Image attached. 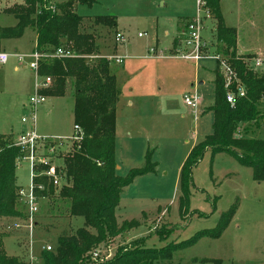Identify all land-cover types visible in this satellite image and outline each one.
I'll list each match as a JSON object with an SVG mask.
<instances>
[{
	"label": "rangeland",
	"instance_id": "374dc122",
	"mask_svg": "<svg viewBox=\"0 0 264 264\" xmlns=\"http://www.w3.org/2000/svg\"><path fill=\"white\" fill-rule=\"evenodd\" d=\"M15 1L23 2L0 0V22L6 18L2 24L16 23L13 15L3 11L17 3ZM75 6L80 15L109 14L117 20L114 28L96 26L92 17L85 19L82 25L84 31L96 36L97 49L92 55L125 57L121 63L108 60L122 91L116 109L118 144L122 137L129 142L124 150L117 146L119 168L116 173L124 177L131 167L142 166L149 147L153 149L152 160L158 161L156 173L139 176L124 188L116 209L119 223L136 219L139 224L103 239L94 246V251L100 253L98 260L91 258V252L89 260L83 264H101L100 258L109 250L113 257L119 247H130L132 241L141 237L148 247L190 239L201 231L217 227L222 213L235 204L237 209L219 238L202 237L193 245L175 251L171 259L154 264H264V181H256L252 168L242 165L231 154L213 155L210 148L204 151L192 170L188 210L179 209L178 163L213 130V113L203 110L215 99L214 69L219 61L211 56L215 51L224 55L222 49L218 51L223 44H217L215 38L216 19L212 14L205 16L197 0H97L91 6L82 3ZM220 6L225 24L236 29L237 55L248 56V65L264 74V62L255 66L257 58L264 61V0H220ZM197 15L202 17L201 35L215 46H209L211 56L199 60L171 56L168 50L172 52L183 37L181 29L176 32L177 20L187 16L181 20L186 25L191 16ZM117 31L125 36L124 43H115ZM173 34L175 40H172ZM15 42L19 50L32 52L33 30L26 28ZM13 49L11 44L0 46V50L8 53ZM31 60L28 56L20 62L12 54L0 65V133H9L17 139L22 131L35 127L37 135L51 136L48 140L61 138L58 141L63 151L54 153L61 165L74 133L72 82L68 81L64 96H52L64 98L57 100L50 96L37 106V121L33 126L28 119L31 108L25 102L36 94L41 77L29 67ZM87 62L94 65L95 59L88 58ZM14 65L18 66L17 70ZM194 91L201 98L196 117L195 109L184 102V96ZM261 111L262 117L251 127L250 136H264L261 126L264 105ZM23 117L28 120L23 122ZM59 142L51 143L58 147ZM44 146L40 149L44 150ZM44 151L47 153L49 149ZM17 176L24 188L31 183L28 160L19 162ZM52 201L49 198L39 201L40 211L34 217L33 234L28 229L30 220L24 211L21 216L0 218V235L4 236L9 254L17 255L27 264H40L42 246L51 245L54 249L62 229L82 225V217L68 214V201Z\"/></svg>",
	"mask_w": 264,
	"mask_h": 264
},
{
	"label": "trees",
	"instance_id": "16d2710c",
	"mask_svg": "<svg viewBox=\"0 0 264 264\" xmlns=\"http://www.w3.org/2000/svg\"><path fill=\"white\" fill-rule=\"evenodd\" d=\"M96 2L23 0L3 9L15 17L16 23L0 25V46L3 40L20 38L26 28H31L36 33L34 50L50 52L64 47L76 53L74 57L41 60L37 70L39 76H49L52 80L48 87L38 89V93L45 96H64L68 81L72 82L74 124L82 130V138L72 142L64 153L63 185L56 190L48 178L39 177L37 183L42 189H37V194L51 201H68V214L82 217L83 223L78 228L62 229L54 249L41 248L40 264H83L96 249L94 246L103 239L137 226L139 220L136 219L121 223L117 220L116 209L121 193L137 176L155 172L157 166L152 160V151L147 150L142 166L131 168L124 177L116 173V109L122 91L116 75L110 71L108 59L90 57L97 49L96 36L84 31L82 25L85 19L92 17L96 26L114 28L117 20L109 14L80 15L75 6L76 3L91 6ZM204 9L217 21L215 38L217 44H223L218 51L222 49L224 55L221 58L230 65L234 75L226 86V78L217 61L213 79L215 99L206 108V111L213 112V131L191 148L182 165L179 180L181 211L188 210L192 170L208 148L213 155L219 152L231 154L242 165L252 168L256 181H264V136H250L251 127L262 117L264 74L248 65V56L237 55L236 29L225 24L220 0H205ZM88 58L95 59L94 65L87 62ZM239 89L244 90V95H239ZM229 90L235 94L234 103L227 100ZM261 126L264 128V118ZM22 153L11 135L0 134V218L21 216L25 212L18 197L20 186L16 174ZM236 209V204L232 205L222 213L217 227L201 231L190 239L148 247L141 237L132 241L130 247H119L113 257L101 264H154L169 260L175 251L193 245L202 237L219 238ZM0 264H27L7 252L3 235H0Z\"/></svg>",
	"mask_w": 264,
	"mask_h": 264
},
{
	"label": "built area",
	"instance_id": "2783aa9c",
	"mask_svg": "<svg viewBox=\"0 0 264 264\" xmlns=\"http://www.w3.org/2000/svg\"><path fill=\"white\" fill-rule=\"evenodd\" d=\"M197 4L199 8L204 12L205 16L209 17L210 15L208 11H205L204 9L205 0H197ZM201 30H202V17L199 15L192 17V19H190V21L187 22L185 26V30H183L182 32L183 37H181L178 40L177 45L175 46V48L172 49L170 55L174 57L180 56L182 58L192 59V60H199L205 57H210L211 55L209 54V46L210 45L213 46V44L209 43L203 38V36L201 35ZM140 35L141 33H139V36ZM114 39L116 44H121L126 41L125 36L118 31L115 33ZM213 47L215 48V46ZM75 55L76 53L73 50L64 47H58L50 52H41L38 50H33L29 54H24V53L15 54L17 60L20 62H22L25 57L28 56L32 57V60L29 62L28 65L36 72L37 75H38L37 72L38 65L41 60L51 59L55 57L69 58V57H74ZM10 56H11L10 53L0 50V65L5 64ZM97 57H104L108 60H114L119 63L123 62L125 58L120 54L91 55V58H97ZM211 57L215 58L216 60H219L221 71L226 78V86L229 85L231 78L234 75V71L232 70L230 65L226 62V60L221 58L220 54L216 53V51L214 54H212ZM263 62L264 61L262 59L257 58L255 60V66L258 67L262 65ZM39 77H41V81L37 82L36 94L31 95L28 98V100L25 102V104L31 108V116L28 119L33 124V126H35L37 121V116L35 112L37 106L45 102L47 99V96L38 93V89L43 87H48L52 82L49 76H39ZM239 95H244L243 89H239ZM226 97L230 103H234L235 94L232 91L229 90L226 94ZM200 100H201L200 96L195 91L188 93L184 96L185 104L195 109L193 111L195 115H196V109L200 104ZM28 119L23 117L22 121L26 122ZM70 137H72V140L70 141V147L72 145V142L79 141L82 138V130L79 125L74 124V133H72ZM59 139L61 138L48 140L47 136H39L36 134L34 127L30 131H22L19 134L18 138L15 139L14 141L15 144L21 147V150L23 151V153L18 158V164L22 159H26L30 162V166H31V183L26 188H24L23 186L19 187L18 197H19V201L21 202L22 206L25 209V213L27 214L28 220H30L28 229L32 234H33L32 228L34 224V217L40 211L39 201L46 199L44 196H40L37 194V189H42V185L37 183L38 178L39 177L48 178L56 188L58 186L60 188L63 185L64 173L61 172L62 164L59 165V163H57L58 155H54L55 152L63 151L60 147L61 145L60 142L58 141ZM51 142L54 143L59 142L58 143L59 146L56 147V145ZM42 146L45 147L44 150L49 149V152L46 153L43 150V148L40 149ZM16 226L18 227L19 225L16 224ZM41 248L47 250L53 249L51 245H44ZM111 255L112 253L109 250L108 253H106L103 257L100 258V260L103 261L104 259H108L111 257ZM99 256L100 253L98 251H93L91 258L97 261Z\"/></svg>",
	"mask_w": 264,
	"mask_h": 264
},
{
	"label": "crops",
	"instance_id": "0c3cea01",
	"mask_svg": "<svg viewBox=\"0 0 264 264\" xmlns=\"http://www.w3.org/2000/svg\"><path fill=\"white\" fill-rule=\"evenodd\" d=\"M15 2H17V1H15ZM5 17V16H4ZM191 17H193V16H191ZM185 18H187V16H183V17H180L178 20H177V30H176V32H178L180 29V31H182L183 32V30H185V27L184 26H186L181 20H183L184 21V19ZM6 19V18H5ZM5 19L3 20V21H5ZM192 19V18H191ZM3 21H1V22H3ZM190 20H188L187 22H189ZM0 22V25H2V26H5L4 24H2ZM187 24V23H186ZM183 26V27H182ZM34 32V31H33ZM176 32H175V34H176ZM24 34V33H23ZM175 34H173V37H172V40L174 39V36H175ZM22 37V36H21ZM20 37V38H21ZM19 40V38H15V39H5V40H3V44H5V45H7V46H9V44H11V45H14V49H13V51L10 53L11 55L13 54L14 56H15V54L16 53H24V54H29L28 52H23V51H21V50H19L18 48H16V42L15 41H18ZM175 40V39H174ZM35 45H36V33L34 32V46H33V48H32V50L31 51H33L34 50V48H35ZM169 46V45H168ZM174 48V47H173ZM3 50V49H2ZM168 53L170 54V51L168 50ZM166 56H168V55H166ZM26 65H23V67H25ZM14 69L15 70H17L18 69V66L17 65H14ZM200 84L201 83H203V82H199ZM36 90H37V88H36ZM50 96H47V98H49ZM51 98H54V99H57V100H59V99H62V98H64V97H52L51 96ZM203 112L204 113H211L212 111H205V109L203 110ZM213 113V112H212ZM194 114V113H193ZM195 115V114H194ZM196 115H197V113H196ZM196 115H195V117H196ZM214 117V116H213ZM213 131V130H212ZM212 133V132H211ZM211 133H209V134H211ZM0 134H6V135H11V134H9V133H0ZM208 135V134H207ZM12 136V135H11ZM47 137H51V136H47ZM56 137V136H55ZM12 139H13V141H15V139L16 138H14V137H12ZM126 143H129V142H127V140H126V138L125 137H122L121 138V142L118 144V127H117V115H116V139H115V159H116V162H117V168H119V164H118V161H117V158H116V155H117V146H119L122 150H124L125 148H126ZM193 147V146H192ZM191 147V148H192ZM191 148H190V150H191ZM147 150H150V151H152V155H153V149H151L150 147L149 148H147ZM147 150H146V152H145V154L147 153ZM190 150H189V152H190ZM189 152L188 153H186L185 154V156H183L182 157V159L180 160V162L178 163V167H179V180H180V172H181V168H182V165H183V163H184V161L186 160V158H187V156H188V154H189ZM145 161V160H144ZM157 162V165H158V161H156ZM139 167V166H138ZM17 168H18V164H17ZM131 168H134V167H131ZM130 168V169H131ZM156 168H157V166H156ZM129 169V170H130ZM128 170V171H129ZM127 171V172H128ZM157 172V169L155 170V172H150V173H146V174H144V175H148V174H154V173H156ZM16 174H17V170H16ZM140 176H143V175H140ZM137 177H139V176H137ZM136 177V178H137ZM134 181V180H133ZM179 183V182H178ZM17 185H19V186H21L20 184H19V182H18V176H17ZM120 199H121V197H120ZM119 204H120V201H119ZM119 206V205H118ZM117 206V207H118ZM120 208H121V206H120ZM142 212H144V211H142Z\"/></svg>",
	"mask_w": 264,
	"mask_h": 264
}]
</instances>
